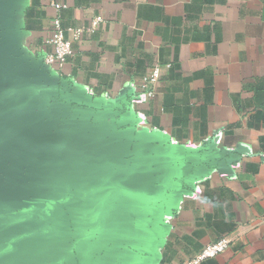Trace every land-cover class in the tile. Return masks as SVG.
<instances>
[{
  "label": "crops",
  "instance_id": "1",
  "mask_svg": "<svg viewBox=\"0 0 264 264\" xmlns=\"http://www.w3.org/2000/svg\"><path fill=\"white\" fill-rule=\"evenodd\" d=\"M54 3L65 29L105 18L73 42L64 70L45 63ZM157 63L171 66L148 97ZM0 67L36 82L53 104L49 128L83 142L106 132L116 178L142 189L112 264H188L223 236L230 247L200 264H264V0H0ZM16 182L0 264H102L122 215L97 221L72 188Z\"/></svg>",
  "mask_w": 264,
  "mask_h": 264
},
{
  "label": "water",
  "instance_id": "2",
  "mask_svg": "<svg viewBox=\"0 0 264 264\" xmlns=\"http://www.w3.org/2000/svg\"><path fill=\"white\" fill-rule=\"evenodd\" d=\"M35 84L0 67V238L18 218L16 181L29 176L53 189L72 188L75 207L97 221L107 212L124 217L103 255L102 264H112L117 248L134 235L136 209L130 202L140 200L142 189L116 178L118 161L104 153L106 132L93 130L83 142L66 125L49 128L43 109L53 104L38 99Z\"/></svg>",
  "mask_w": 264,
  "mask_h": 264
},
{
  "label": "built area",
  "instance_id": "3",
  "mask_svg": "<svg viewBox=\"0 0 264 264\" xmlns=\"http://www.w3.org/2000/svg\"><path fill=\"white\" fill-rule=\"evenodd\" d=\"M57 10L52 20V33L49 43L52 46V52L45 57L46 64H57L61 70H64L67 58L73 53V42L80 39L85 31H95L101 23L105 21L102 15L95 16L88 27H71L65 29L62 23L61 9L65 5L61 3H54ZM66 31L72 33V37H67ZM171 64L163 65L157 63L153 66L151 71L147 73L142 80V90L148 97H154L158 93V85L162 78L164 67H170ZM233 239L229 236H223L208 243L200 252L189 259L188 264H200L206 259L216 257L225 252L232 244Z\"/></svg>",
  "mask_w": 264,
  "mask_h": 264
}]
</instances>
